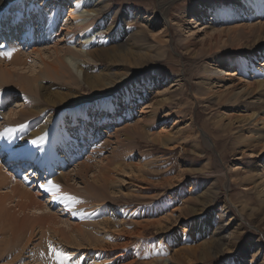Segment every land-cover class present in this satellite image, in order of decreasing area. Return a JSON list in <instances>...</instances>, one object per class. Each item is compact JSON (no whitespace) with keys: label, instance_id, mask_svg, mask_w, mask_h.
<instances>
[{"label":"rangeland","instance_id":"374dc122","mask_svg":"<svg viewBox=\"0 0 264 264\" xmlns=\"http://www.w3.org/2000/svg\"><path fill=\"white\" fill-rule=\"evenodd\" d=\"M84 1L85 3H81L77 8L76 14L79 15L76 16V21L63 16L62 25L76 26L83 23L82 30L84 33H91L92 41L80 42L82 40L75 38L76 35L69 40L70 33L65 29L60 37L63 40L67 38L68 46L75 52V55L65 53L64 56L80 85L77 90L79 95L84 96L82 101L74 102L70 107H63L60 102L46 104L39 93L20 92L10 85L0 84V132L8 127L15 129L10 138H0V169L3 173L8 172L7 175H11L10 187H28V190L34 193V197L48 207V211L63 219L69 216L71 222L81 220L91 223L95 217L116 218L113 219L115 227L107 230L108 233L112 232L108 234L109 236H114L112 240L115 242L112 244H116L114 248L108 245L107 250L97 249L96 253L93 250H85L84 254L89 253L91 258L76 261L71 259L67 264L72 261L76 264H264V194L260 195L258 191L261 187H257V183L262 180L258 175L260 172L253 171L261 167H255L256 163L264 161V153L260 154L261 151L264 152V142L255 141L254 137L245 139V136L255 133L256 129L259 130L262 126L260 121H254L258 115L256 112L253 118L247 117L254 112L255 107L258 111V105L264 102V84L263 86L258 84V87L254 84L257 89L252 86L253 84L245 88L247 79L253 80L254 72L237 70L235 66L239 59L254 58V61L257 59L256 67H260L258 63L262 62L263 58L256 54L258 51H264V44L253 49L246 48L244 38L247 33L240 26L264 22V14L261 17L252 14L249 21L248 15L243 13L241 6H238L239 0ZM249 1L251 3V0ZM19 2L25 4V10L28 5L33 8L30 9L32 16L21 17L23 23L29 24V27L27 29L26 26H22L19 31L25 30L27 33L31 27L36 26L34 16L39 19L38 24L43 21L40 9L49 10L53 7L56 11H62L67 7L74 8L70 7L69 0H11L0 11V14L7 12L6 22L10 23L11 17L17 18L22 15L24 9L21 11L17 9ZM91 2L95 4L97 11H84V7L88 9ZM197 10L206 11V17L201 21L196 20ZM124 13L129 14V19L122 28L125 26L126 34L129 33L132 37L127 39L126 43L123 41L125 45L123 47L130 50V55H134L117 62L109 59L105 61L101 56L91 61L95 66L90 69L89 76L104 72L106 74L104 77H112L121 83L117 85L118 87L114 86L112 89L103 87L100 91L94 92L83 79L80 63L87 61L88 55H84L86 51H92L95 47L105 50L113 45L114 30L121 23V15ZM2 18L0 16L1 22ZM211 19L212 24L216 27H225L227 32L222 37V45H217L216 41H213L214 50H210L206 44L209 41L210 30L208 32L206 28H201L211 25ZM31 21L34 23L33 26ZM113 25L112 30L107 28ZM156 32L159 33V40L152 39ZM251 38L254 39L253 35ZM33 40L31 36L25 40L26 42L19 44L20 52L31 51L35 46L31 45ZM186 40L195 41V49L191 54L187 52ZM35 42L40 45L39 47L46 45L43 38ZM35 42L33 44H36ZM3 51L5 50L0 45V52ZM215 57L220 59L215 60ZM227 59L232 61L225 63ZM216 65L219 70L221 67V71L226 68L229 72L237 73L226 76L225 83H230V78L235 79V82H242L236 91L225 96H228L226 101H223V95L219 96L224 89L219 85L224 82H216L209 86L208 82L211 79L204 78L205 71ZM34 66L38 70L39 63L36 62ZM261 67L264 69V65ZM248 74H251L250 77ZM60 84L58 86L54 81L46 83L43 88L45 94L48 90L63 92L67 90L65 87L73 86L69 82ZM259 85L263 87V91ZM250 88H254L256 92L254 89L249 90ZM250 91L255 92L253 98H250L252 96ZM117 93L124 94V97L117 98L120 105L118 110L112 112L100 109L97 101L110 103V98L114 99ZM163 98L167 99L166 105L156 103L157 99ZM252 101L253 104L255 102V107ZM28 103L44 108L38 115L47 114L46 118L52 120L51 123L40 127V123L36 121L37 115L27 116L26 120L23 119L17 125H8L9 115L17 118L16 112ZM243 104H247L248 108L245 109ZM68 108L78 110L80 113L76 119L77 124L67 127V132H64L58 119ZM153 111H157V115H152ZM136 124V128L141 129L131 128ZM38 129L41 130L42 141L29 145L30 133ZM251 129L254 131L249 132ZM155 132L170 133L173 139L169 145L173 143L174 146H170L172 149L167 150L169 145L161 146L145 136L146 133L152 135ZM248 139L252 147L245 146ZM19 140L21 142L26 140L24 145H28L29 149L32 147L28 159L22 161L32 165L30 158L37 154L39 163L37 170L32 165L31 170L24 169L21 172L20 163L4 157L2 150L4 142L15 146ZM252 148L255 152L257 150L259 155L254 160L246 155V152L253 150ZM44 158H47V162L41 167L40 163ZM19 159L20 156L16 161ZM84 160H87L92 169L96 164L97 170L109 173V177L117 181L116 187L127 193L117 195L109 193L110 201H101L102 204L108 205L105 206L116 209L113 214L104 206L90 213L87 205L91 199L88 198L83 204L82 199L79 200L78 194L84 197L87 182L85 180L86 177L90 180L92 172L88 171L83 178L78 175V169ZM135 162H144L142 166L144 170L138 176L132 173L130 175L126 173L125 176L116 167L121 163L127 166L129 171L128 166ZM49 163L52 164L51 167ZM234 165L238 168L234 169ZM62 172L68 173L71 180L66 184L65 178H59L56 183L62 190H70V195L76 197L80 204L75 203L68 207L62 200L53 199L49 192L41 187L47 180L54 181V177ZM252 174H256L252 178L254 183L248 180V176ZM20 181L25 183L21 184ZM244 185L248 189H244ZM111 189V186L106 188ZM73 212L76 214L73 215ZM202 217L207 219L209 225L200 233L195 232L193 225ZM152 218L158 219L162 226L138 225V221L147 224L145 220L150 221ZM131 228L133 230L140 228L142 236L132 235L127 238L126 231H131ZM171 237L172 242L167 243V238ZM124 241H128V244H123ZM203 242L206 243L205 246L201 245ZM53 246L57 248V244ZM45 248L48 251L47 256L43 255L45 264H54L50 259L48 245H45ZM71 252L73 251H67L73 258ZM104 252L114 257L107 259ZM116 254L123 255L117 258ZM98 258L101 262H96Z\"/></svg>","mask_w":264,"mask_h":264},{"label":"bare ground","instance_id":"6f19581e","mask_svg":"<svg viewBox=\"0 0 264 264\" xmlns=\"http://www.w3.org/2000/svg\"><path fill=\"white\" fill-rule=\"evenodd\" d=\"M9 1H11V0H0V11L6 7L5 5H7ZM69 1H70L69 4H71L70 7H74L73 9L69 8V7H67L66 9H64L62 11H56L55 8H53V7H52V9L50 7L49 10L40 9L39 10L40 17H41V19H43L41 24H38L39 19H37V17H35V16L33 17L34 18L33 20L36 21L35 28L33 26L34 23L31 21V26H33V27H31V29L29 30L28 33L24 30L23 35H21L20 38L18 39V42L21 43V42H25L26 39H29L32 36V40L33 39L34 40L31 43V45L32 46L35 45V46L29 52H26V51L20 52V49H18V46H17V45H19V43L11 42V39H12L11 33H13V32L16 33V31H19V29L22 26H24V27L26 26V28L28 29L29 24H27L25 22H24L25 23L24 24L23 20H21V17L24 18L26 16L29 17V15L32 16V14L30 12V9H33L32 6L28 5L27 10H25L24 9L25 4L23 5V3L21 4L19 2L20 3L19 7L18 8L16 7V8L20 11L22 8L24 9L22 11L23 16L20 15V17L17 16V18L11 17L10 21L13 22L12 24H11V22L10 23L8 21L6 22V20H7V18H6L7 14L6 13L7 12H5V14H0L1 18H2V15L4 16L2 18L3 21L2 22L0 21V40L4 39L5 41L6 40L10 41V42H8V44H6V45L2 44L1 46H4L3 49L5 51H8L9 49H12V48L16 49V51L12 53L10 58L0 57V84L1 85H2V83L5 86L10 85V86L16 88L20 92L24 91V92H29L31 94L32 93H35V94L39 93L40 97L43 98L47 102L46 104H51V103L56 104L57 102H60L61 105H63V107H66V106L70 107V105L72 103H74V102L78 103L84 99L83 95L78 94L77 89L80 85H79L78 81L75 79V76H73V74L69 68L67 58H65V56H64L65 53H70V54L75 55V52H74L72 47L68 46V44L66 42L67 38L63 40V38H60V37H61V34H63L62 31L64 29L66 32L70 33L69 40L71 39V37L73 35H76L75 38H80L82 40L80 42H83V43L91 42L92 41V35H91V33H88V32L84 33L83 32V30H82L83 23H80V24L78 23V24H76V26H72V25L67 26L66 24L62 25V17L63 16H68L70 18V20L76 21V16L78 17V15H79V13H78V15L76 14L77 8H78V6L81 5V3H85L84 0H69ZM238 4H237L238 6L242 7L243 13L248 15V17H247L248 20L250 19V16H252V14L253 15L257 14L260 17L264 14V0H259L258 2H254L251 0V3L249 0H242V1L239 0ZM82 7H84L83 4H82ZM83 10L86 12H89L92 10L97 11V8H96L95 4L92 3L88 9H86L84 7ZM205 13H206L205 10H197L195 12V15H197L196 20L201 21L203 18H205L206 17ZM128 15L129 14H127V13H124L121 15V17H122L121 23H119V25H117V27L114 30V33H113L114 37L113 38H114L115 42L113 41L114 43H113V45H111V47H109L108 49H105V50H102L101 48H96V47L92 51H90V50L86 51L85 50L86 54H84V55L85 56L88 55L87 61L84 60V62L82 64L80 63V68L82 70L83 79L85 80L87 85L90 86V89L93 90L94 92L100 91V89L103 87H106L107 89H112V88H114V86H117V85L119 86V84H121V83H119V81H115L112 77H104V76H106V74L104 72L89 76L90 69L95 66L94 64L92 65L91 61H94V59L97 60V57L101 56L105 61L107 59H109L110 61L113 60V61L117 62L119 60H122V61L127 60L126 59L127 56L134 55V54L130 55V53H131V52H129L130 50L128 48L123 47V46H125L123 41L126 43L127 39H130L132 37L131 35H129V33L126 34V31L124 28L125 26L122 28L123 25H126L128 19H129ZM210 23L212 26L210 24H208L209 26H204L201 28H206V30H208V32L210 30L208 35L211 36V38H209V36L207 35V32H206V35L208 36V39H209V41H207L206 44H207L208 48L211 50L212 48L215 49L213 41H216L217 45L218 44L222 45V42H223L222 37L227 32H226L225 27L224 28L223 27L222 28L216 27L214 24H212V19H211ZM199 24L201 25V23H198V25ZM113 27H114V25L108 26L107 28H110V30H112ZM240 27L242 28V30H244L247 33L246 38H244V40H245L244 45L246 46V48H252L253 49L256 46H260L261 44H264V22L259 21V23H257V25H253L252 23H250V24L247 23V24H243ZM228 32H230V30ZM158 34H159L158 32L154 33L155 37L153 36L152 39L153 40H155V39L159 40L160 36H158ZM252 35H253L254 39L251 38ZM21 38H23V41L20 42ZM39 38H43L45 40V43H46L45 46L39 47L40 45H37V43L35 41H37L36 39H39ZM83 38H84V40H83ZM34 42L36 44H33ZM185 44H186L187 52H189V54H191L193 52V50L195 49V47H194L195 41L194 42L193 41H189V42L187 41ZM217 47H219V46H217ZM214 49H212V50H214ZM222 50H223V48H222ZM217 51H215V52H217ZM256 56L263 58L261 60L262 62L258 63V65L260 66L259 68L256 67L257 59H255V61H254V58H252L250 60H247L245 58L239 59L238 62L235 64L237 70L242 69L243 71H249L248 73L254 72L253 73L254 74L253 80H252V78L247 79L248 81L246 82L245 88L247 87V85L251 86L253 84L252 86H254V84L255 85L257 84V87H258V84H260V85L262 84V86L264 84V72H262V71H264V69H262V67H261L264 65V51H258ZM213 58H214V56H213ZM215 58H216L215 60L220 59L219 57H215ZM231 61H232V59H227L225 61V63H230ZM36 62L39 63L38 70H36L37 67L34 66L36 64ZM21 69H22V71H20ZM18 70L20 72H18ZM205 70H206V68H205ZM205 72L206 73H205L204 78H206L208 80L211 79L208 82L209 86H212L210 84H215L216 82H221V81H223L225 83L224 78L226 76H228V75L233 76V75L237 74L235 72L234 73L229 72L228 69H226V68L223 71H221V67L219 70V67L217 65H216V67L213 66L212 69L206 70ZM220 72H222L223 74H221ZM250 75L251 74H248L249 77H250ZM230 79H231L230 83L227 82L225 84L223 83L222 85H219V86L224 87V89L220 93L216 92V94L217 93L220 94L219 96L223 95V99H224L223 101L227 100L228 96L225 97L227 94H231L235 89H237L238 87L241 86V85L239 86L240 83L242 84L241 81L235 82V79H233V78H230ZM238 79H240V77ZM249 80L252 82H250ZM52 81L57 83L58 86L61 85L60 83L63 84L65 82H69V83L73 84V86L65 87V89L67 88V90L63 91V92L48 90V92L45 94L44 89H43V88H45V84L51 83ZM104 85H107V86H104ZM260 85H259V88H261V91H263L262 88L264 86L260 87ZM257 87L254 86L255 89H257ZM254 88H252V89H254ZM252 89L250 88L249 90H252ZM255 89H254V91H255ZM210 91H213V90H210ZM250 92H252V96H250V98H253V95L256 91L255 92L250 91ZM257 93H258V91H257ZM123 95L124 94H119V93L115 94L114 99L110 98V103H108L106 101H104V102L97 101L96 103L99 105L100 109H108L109 111L115 112L116 110L119 109V106H120L117 102V98L120 99V97H124ZM235 95H233V96H235ZM263 96H264V92H263ZM156 103L161 104V105L162 104L166 105L167 99L166 98L157 99ZM229 103H232V102H229ZM251 103L253 104V101ZM257 103L261 104L260 102H257ZM263 104H264V102L261 105H258L259 109H258V111H256L255 109L257 107L254 106V105H256L254 102V104H253V106L255 107L254 112H252L251 115L247 114L249 116L247 118H250V117L253 118L252 116H254L255 112H256V114H258V115L255 117L254 121L255 122L260 121L262 126H261V128H259V130L256 129L255 133L245 136V139L249 138V137H254L255 141H259V142L263 141L264 142V108L262 110V107H264ZM108 105H109V107H108ZM161 105H158V106L160 107ZM246 105L247 104H243V107H245V109L248 108ZM43 109L44 108L36 106L33 103L25 104L23 108L19 109V111L16 112V114L18 115L17 118L14 119V117L10 116L11 114L9 115V118L7 121L8 125H10V124L11 125H13V124L17 125V124L21 123L23 121V119H25V117L27 119V116L28 117L29 116L35 117ZM13 111H14V109H12V112ZM50 111H52V108L50 109ZM156 112L157 111H153L152 115H157ZM78 113H80V112H78V110H75V109L72 110V109L68 108V109H66V111L63 114H61V118L58 120H60L59 124L62 125L64 132H67V127L70 128V127H73L75 124H77L76 119L79 118ZM46 115H42V116L38 115L37 120L35 119L38 123H40V127H45L49 123H51L52 120H48V118H46ZM243 117H245V115ZM245 119H246V117H245ZM136 126H137V124L135 126H132L131 128L133 130L141 129V128L137 129ZM253 126H255L254 122H253ZM253 126H252V128H254ZM40 131L41 130L38 129V131L31 132L30 133L31 136L29 135V137H31L32 139L28 138V137L27 138L30 139L31 141H33L35 139L37 140L38 137L41 138L42 134H40L41 133ZM253 131L254 130H252V129L249 130V132H253ZM125 135H126V137H129L128 134H125ZM145 136L149 140H151L153 142L156 141L159 144H161V146H164V147L166 145H169V143L173 139L172 136H170V133L162 134V133H156L155 132L152 135L146 133ZM43 137H44V135H43ZM47 139H48V137H47ZM49 139H50V137H49ZM25 141L21 142V140H19L18 142H16L15 146L8 145V143L4 142V144L2 145V150L4 151L3 153L5 154L4 157L6 159H13V161H16L18 159V157L20 156L21 160H24V159L27 160L28 159L27 157L30 156V154H31V151H29V150L32 149V147H30V149H29L28 145L25 146L26 145V144L24 145ZM242 141H243V138H242ZM250 142L251 141H249V139H248V141L245 142V146L246 147H252ZM242 143L243 142H241V144ZM29 145H31V142L29 143ZM170 146L173 147L174 146L173 143H171L169 145V147L166 146L167 147L166 149L167 150L172 149ZM26 147H28L27 150H25ZM262 153H264V152L261 151L260 154H262ZM246 155L249 159H253V160L256 156H259L257 150L255 152L254 149L246 152ZM37 158L38 157H37L36 153H35V155L33 154L32 158H30L32 161L31 164L33 166H35L34 167L35 170H37L38 166H39ZM50 161H52V160H50ZM45 162H47V158H44L41 161V163H40L41 167H42V165H44L43 163H45ZM81 164H82V166L78 169V172H77L81 178L86 177V174L88 171L92 170V172L90 175L91 181L89 180V178L87 179V177L85 180L87 182H86L85 187H84V192H85V194L83 193L84 197L82 198V197H80L81 195L78 194L79 200L81 201V199H82L81 203L83 204L86 202V200H88V198L91 199V200H89V202H90L89 204L87 202V204H88L87 210H89L90 213H92L95 209L103 208V206H104V208H108L109 211L111 212V214H113L116 209L113 207H110V206L107 207L108 205L102 204L101 201H104V200L110 201L109 200V198H110L109 193H111V195L112 194L117 195V193H124V194H127V193H125V191L124 192L121 191L120 188L116 187L117 181L114 178L111 179L109 177V175H110L109 173L104 172V170H97L98 165L97 166H96V164L93 165V169H92V166L89 163H87V160L82 161ZM91 164H93V163H91ZM143 164H144V162L143 163L135 162L132 165L128 166L129 171H127V166H124L121 163H119V167L117 165H116V167L122 174H125V176L127 174L130 175V173H132V175L138 176V174L141 171L143 172V170H144L142 167ZM48 165H50V167H51L52 164L49 163ZM256 166H261V167H257V169H255V170H253V171L259 170L260 173H258V175H260V177L262 178V180L259 183H257V187H261V189H259V191L257 190L259 192V194L261 195V194H264V161L262 163H256L255 167ZM237 168L238 167L234 165V169H237ZM5 171L6 170H4V172ZM7 174H8V172H6V174H5V173H3V170L1 171V169H0V264H45V256H47L46 254L48 253V251H46L45 245H48L49 241H51L52 244H54V245L57 244V248H59V250H62L65 252L72 250L73 252H77V253L71 252L73 254L72 259L73 260L75 259V261L77 259L82 260V259H87V258L89 259L92 257L88 252H87L88 254H84L85 250H93L94 253H96V252H98L97 249H102L103 251L107 250L106 248H108L107 247L108 245H112L111 247H113V248H114V246H116V244H114V245L112 244V242H113L112 240H113L114 236L112 237V236L108 235L109 233H112V232L108 233V231H107V230H109L110 227H113V226L115 227L114 224H116V223L113 220V219H116L115 217H113V218H109V217L108 218L107 217L96 218L95 217L94 221H92V220L90 221L91 223H89L88 221L82 222L81 220L80 221L77 220V222H71L69 216L65 217L64 219L62 217L60 218V216L54 215L53 213H51L50 210H49L50 211L49 212L48 207H46L41 200L40 201L37 200V198H35L33 195L34 193H31L32 191L30 192V190H28V187L27 188L26 187L19 188L18 186H11L10 187L11 175H7ZM256 174L249 175L248 180L252 181V183H254V180L252 178ZM68 176H69L68 173L65 174L62 172L60 175H56V177H54L53 182L56 183L57 180L59 181V178H65V183L68 184V181L71 180ZM244 177H246V174H244ZM15 181H17V180H15ZM20 183L24 184L25 182L20 181ZM56 184H58V183H56ZM107 186H111L112 189L106 190ZM118 186L120 187V185H118ZM243 187H244V189H248V187L245 185ZM66 190L69 192L67 193ZM66 190H62L60 188L61 193L64 192V193H67L70 195L71 194L70 190H68V189H66ZM106 191H108V192H106ZM48 194L52 196V194L50 192ZM50 199H52V197ZM80 201L76 204H80ZM105 205H107V206H105ZM79 209H81L80 206H79ZM84 209H86V208H84ZM84 209H82V211ZM73 213H75V212H73ZM165 218H167V217H165ZM153 219L154 218H152V220H150V221L148 219H147L148 221L145 220V222H147V224L142 223L141 221L137 220L138 225L140 224V226L143 225L144 227L148 224L149 225L151 224L154 226H157V225L160 226L161 225L160 221L158 219H156V220L155 219L153 220ZM135 224H137V223H135ZM207 225H209L207 223V219L202 217L198 221H196L193 226H194L195 232L200 233L202 230L206 229ZM110 229H113V228H110ZM139 229L134 228V230H133L131 228V231L130 230L126 231L128 235L127 236L124 235V236H126L127 238L132 237V235H136V236L140 237V236H142V234H141V231ZM116 231H117V229H116ZM108 242H110L111 244H109ZM166 242L167 243L172 242V237L167 238ZM113 243H115V242H113ZM208 243L209 242H207V244ZM123 244H128V241H126ZM201 245L205 246L206 243L203 242V243H201ZM104 254L107 257V259L114 257V256H110V254H108L106 252H104ZM43 255H45V256H43ZM79 255H80V257H79ZM122 255L116 254L117 258H120V256H122ZM106 257L104 258L105 260H106ZM99 260H100V258H98L96 260V262H101ZM75 261L74 262L72 261L69 264H76ZM46 264H48V263H46Z\"/></svg>","mask_w":264,"mask_h":264},{"label":"snow or ice","instance_id":"6c2138e0","mask_svg":"<svg viewBox=\"0 0 264 264\" xmlns=\"http://www.w3.org/2000/svg\"><path fill=\"white\" fill-rule=\"evenodd\" d=\"M15 51L16 49L12 48L9 49L8 51L0 52V57L10 58L12 53ZM14 131H15L14 128L11 127L5 128L3 132H0V138H10L11 134ZM42 139L43 138L41 137L40 140H33L31 141V143L33 144L39 143L42 141ZM41 187L44 188L46 191L50 192L52 194L53 199L62 200V202L68 207L79 202L75 197L67 193H61L60 186L58 184H55L52 180H47L45 184L41 185ZM73 214L75 215L76 213ZM48 249L50 253V259L54 262V264H67V262L72 259L67 252L59 250L56 247H54L51 241L48 242Z\"/></svg>","mask_w":264,"mask_h":264}]
</instances>
